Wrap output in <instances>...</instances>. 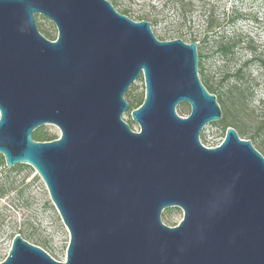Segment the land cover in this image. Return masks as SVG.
<instances>
[{
	"label": "water",
	"instance_id": "1",
	"mask_svg": "<svg viewBox=\"0 0 264 264\" xmlns=\"http://www.w3.org/2000/svg\"><path fill=\"white\" fill-rule=\"evenodd\" d=\"M198 62L197 42L108 0H0V154L35 171L69 233L63 261L17 233L0 264H264V156L232 126L201 143L222 110ZM140 76L134 130L124 95ZM46 124L59 136L34 140Z\"/></svg>",
	"mask_w": 264,
	"mask_h": 264
},
{
	"label": "rangeland",
	"instance_id": "2",
	"mask_svg": "<svg viewBox=\"0 0 264 264\" xmlns=\"http://www.w3.org/2000/svg\"><path fill=\"white\" fill-rule=\"evenodd\" d=\"M117 11L129 8V15L135 19L143 13L157 16L159 22L151 24V29L156 37L181 38L189 43L194 38L197 42V51L200 57L198 62V75L205 85L215 88L216 95L222 113H229L228 105L221 101L230 84L236 82V78L230 77L224 80L227 73L243 67V72L252 78L260 77V69L257 60L264 59V0H183L188 10V18L184 23L176 21V14L181 6L174 0H108ZM235 12L236 21L223 20L224 12ZM212 12L221 23L223 34L233 44L232 53L228 59H222L215 55L213 38L207 35L206 42H201L200 37L205 27L204 15ZM36 23L44 28L54 30L51 21L38 15ZM52 24V23H51ZM202 66V69H201ZM239 82V81H238ZM254 90L251 104L255 105L261 94L260 81ZM134 94H144V81L140 76L130 87ZM220 98V99H219ZM176 111L181 116L189 113V105L181 102ZM127 121L130 112L122 114ZM235 115L228 117L227 124L232 126ZM131 119V118H130ZM218 121L206 124L200 133L203 145L211 147L221 143L225 135L224 124ZM133 122V121H132ZM42 130L59 136V130L52 124L41 126ZM234 127V126H232ZM250 127V126H249ZM40 128V127H39ZM132 128L136 130L137 124L133 122ZM235 129H237L235 127ZM238 130V129H237ZM241 138L248 139L244 135ZM255 146V141L251 140ZM0 166V261H2L11 246L12 238L21 231V236L42 247L54 259L63 261L69 241V233L64 226L55 206L52 204L46 187L38 177L35 179V171L27 169L9 171ZM182 218V211L177 207L166 208L161 213L162 222L168 226H175Z\"/></svg>",
	"mask_w": 264,
	"mask_h": 264
},
{
	"label": "trees",
	"instance_id": "3",
	"mask_svg": "<svg viewBox=\"0 0 264 264\" xmlns=\"http://www.w3.org/2000/svg\"><path fill=\"white\" fill-rule=\"evenodd\" d=\"M183 0H174V3L181 6V9L176 14L175 18L176 21L179 23L186 22L188 18V10L185 8V3H183ZM114 6V5H113ZM121 13L129 16L130 9L124 8L120 11ZM236 13L233 11L230 14H226L224 12L223 14V20H226L227 22H234L237 19ZM35 19H38V15L35 16ZM133 20H147L152 25H156L159 22V19L157 16L152 15L150 13H143L141 15H138ZM218 18L214 16L212 12H208L204 15V23L205 27L203 30V34L200 37L201 42H206L207 35L211 34L213 38V47H214V54L222 59H228L232 53V47L233 44L225 37L223 34H221V23L218 22ZM52 23V22H51ZM50 25L53 26V23ZM39 31L41 34H43L46 38L50 40H54L56 38V29L51 30L49 28H44L40 24L36 23ZM161 40L164 39H174L175 37H158ZM195 41L194 38L191 39V42ZM202 55H199V60ZM258 67L261 71L260 77L258 79L250 77L248 74L247 76L243 72V67L240 66L234 72L227 73L224 76V80L234 77L236 78V82L234 84H230L228 88L225 91V95L223 99L221 98V101L225 104V106L228 105L229 113H222V118L220 119V123L224 124V131L226 130L227 126H230L227 124L228 117L232 114L235 115V118L233 119L232 126L234 128L236 127L237 132L239 135H244L246 138L250 140L255 141V148L261 152V154L264 156V59H258ZM202 69V66H201ZM256 80L260 81V87L262 89L261 94L258 96L256 100V104H251V99L254 93V90L259 85ZM239 81V82H238ZM202 82V81H201ZM203 83V82H202ZM203 85L206 87L208 92L214 93L215 88L211 85ZM127 103H128V110L129 112L137 108L144 99V94H134L130 88L127 90V92L124 95ZM217 99V97H216ZM220 99V98H219ZM217 102L219 103L218 99ZM227 104V105H226ZM130 127L132 128V120L129 118L126 121ZM250 126V127H249ZM32 138L37 141H50L55 138H57L56 135H53L49 133L46 130H42V127L37 128L32 133ZM5 161L3 156L0 154V166L5 168ZM27 169L29 171L31 170V167L25 164H18L15 166H12L11 168H8L9 171L11 170H22ZM35 179L38 178L37 175L34 177ZM19 233L22 232L18 231Z\"/></svg>",
	"mask_w": 264,
	"mask_h": 264
},
{
	"label": "built area",
	"instance_id": "4",
	"mask_svg": "<svg viewBox=\"0 0 264 264\" xmlns=\"http://www.w3.org/2000/svg\"><path fill=\"white\" fill-rule=\"evenodd\" d=\"M136 130H139L138 128Z\"/></svg>",
	"mask_w": 264,
	"mask_h": 264
}]
</instances>
